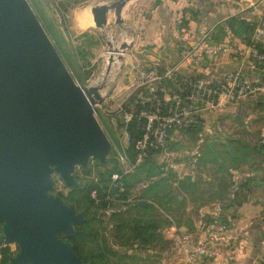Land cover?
Wrapping results in <instances>:
<instances>
[{
    "label": "water",
    "instance_id": "95a60500",
    "mask_svg": "<svg viewBox=\"0 0 264 264\" xmlns=\"http://www.w3.org/2000/svg\"><path fill=\"white\" fill-rule=\"evenodd\" d=\"M134 1L92 7L95 28L105 33L113 12L122 27ZM132 47L123 43L118 61ZM107 88L77 83L28 0H0V245L19 248L10 264H85L67 239L86 216L53 191L55 177L71 189L78 169L107 163L94 109Z\"/></svg>",
    "mask_w": 264,
    "mask_h": 264
},
{
    "label": "rangeland",
    "instance_id": "374dc122",
    "mask_svg": "<svg viewBox=\"0 0 264 264\" xmlns=\"http://www.w3.org/2000/svg\"><path fill=\"white\" fill-rule=\"evenodd\" d=\"M28 1L60 55L63 54L65 57V59L62 58L72 76L82 87L92 85L102 76L106 67V57L113 53V49L109 51L107 41L113 43L114 50L118 51L123 43L134 45L135 38L140 32L139 23L142 21V11L138 10L140 6L133 11L132 15H129L126 24L124 23L122 27L115 25V15L113 18V14H110L109 25L105 33L102 34L95 28L96 30L94 29L91 34L76 30L70 14L72 9L78 6H93L96 3L105 2L104 0ZM116 1L118 0H113V2ZM136 5H140V2ZM62 6L68 8L65 20ZM143 9H145L143 13L147 15L149 8ZM85 33L99 36L100 46L92 48L91 56H87L86 60L73 59L72 52L81 46L80 38ZM101 35H104L106 39H103ZM136 58L137 54L132 50L124 54L120 70L111 74L110 79L105 78L104 81L108 83V88L102 91L103 100L94 108L96 118L111 142L112 153L109 159L112 160H115V150L124 148L121 144L122 125L117 108L125 104L127 96L130 95L123 91V87L129 83L133 69L137 68L136 62L139 58ZM255 99L253 101L255 107L247 119L240 122L238 133L232 121L227 119L228 121L224 122L225 117L215 114L207 116L198 129L176 134L170 152L174 154L173 157L172 155H159L137 171L133 177L129 204L126 206H114V208L97 212L89 208L88 212L84 210L86 206L83 199V188L88 182L98 179L97 176L100 173L98 161L92 160L85 172L82 169L77 170L78 188L75 190L67 188L59 177H55L56 187L53 194H63L66 200L78 205V212L85 211L86 216L93 218L85 232L83 247L78 249L82 257L90 264H181L184 257L178 247L176 235L172 233L174 227L178 228L177 234L189 233L195 241L206 239L207 242L221 249L227 241L239 246L247 245L246 240H230L227 235L229 229L223 236L215 235L209 238L205 235L203 230L210 219V213L215 216L218 211L216 213L211 211L210 198L197 205L195 199L183 195V189L187 187L195 190L197 183L199 186L203 182L209 183L212 174L217 175L220 172L232 170L233 175V172L237 171L243 162L244 151H250L249 147L256 146L254 141L257 139V131L252 127L251 121H259L261 118L264 121V108L260 109L255 105L263 98L256 97ZM241 133L247 135L253 142L247 141L246 138L244 142L239 140ZM233 153L236 158H228ZM220 182L222 187L227 185L223 178ZM197 190L200 189L197 188ZM206 196L208 197V194ZM76 200L80 201V204ZM204 209L210 210L209 216L203 214ZM171 220H174L175 224ZM137 224L150 226L149 235L140 236V232H133ZM259 232L261 242H264V225L260 226ZM127 240L130 242L124 244L123 242ZM121 247L127 250L125 255L108 251L109 248L116 251ZM6 253L15 257L19 250L16 245L0 249V261ZM201 264L225 263L219 260H204Z\"/></svg>",
    "mask_w": 264,
    "mask_h": 264
},
{
    "label": "crops",
    "instance_id": "0c3cea01",
    "mask_svg": "<svg viewBox=\"0 0 264 264\" xmlns=\"http://www.w3.org/2000/svg\"><path fill=\"white\" fill-rule=\"evenodd\" d=\"M104 1L93 6H78L72 9L70 18H72L74 28L80 32L93 34L95 25L91 8L101 3H113V0ZM137 2H140V5H136ZM138 6H140L138 10L142 11V21L139 23L140 32L137 34L131 50L137 54L136 59L139 58L136 66L142 69L157 67L164 70L173 67L179 62L186 50L195 47L206 36L210 37L213 33L221 37L222 43L244 48L247 46L245 37L235 36L228 28L227 23L237 18L248 24L264 21V0H136L131 2L123 12L122 18L125 24L129 15H132ZM143 8H149L147 15L143 13L145 10ZM76 11H79L83 17L79 24L74 17ZM85 12L88 15L82 16ZM111 14L114 18V12ZM220 27L224 31L221 35ZM254 32L255 29L250 35L251 38ZM240 68H242L240 59L234 55H227L203 70L192 72L183 70L182 73L191 72L202 78H210L237 72ZM246 73L250 77L255 76L248 70ZM255 100L252 98L245 103L227 108L216 114L219 117H225L224 122L232 121V125L238 133L240 122L242 123L243 120L247 119L249 113L251 114L255 107L253 106ZM255 105L257 108H264V99H260ZM220 123L223 124V122ZM251 125L257 131V139L264 137L263 118L259 121H251ZM243 135L244 133L239 135V140L247 139V141L253 142L247 135L244 137ZM257 139L254 141L255 145L259 140ZM249 149L250 151H244L245 160L242 159V164L237 168V171L233 172V175L232 170L220 172L217 175L212 174L209 183L203 182L200 186L197 183L195 190L187 187L183 189V195L195 199L197 205L210 198L211 211L218 212L214 216L210 210H202L203 214L209 216L210 213L211 215L207 225L220 218L226 219L230 222L227 233L229 239L246 240L247 245H240L245 254L233 264H262L264 261V242H261L259 234L260 226L264 225V154L256 149V146L254 148L249 147ZM228 158H236V155L233 153ZM221 178L226 180L227 185L224 187L221 186ZM171 221L175 224L174 220ZM177 229L176 227L172 229L174 235H177Z\"/></svg>",
    "mask_w": 264,
    "mask_h": 264
},
{
    "label": "built area",
    "instance_id": "2783aa9c",
    "mask_svg": "<svg viewBox=\"0 0 264 264\" xmlns=\"http://www.w3.org/2000/svg\"><path fill=\"white\" fill-rule=\"evenodd\" d=\"M227 55L240 59L239 71L210 78L191 73ZM183 70L191 72L183 74ZM246 70L255 76L250 77ZM123 91L130 94L125 104L117 108L122 125L121 144L125 149L115 150L120 174L112 175L114 183L134 175L152 157L163 154L173 157L170 152L174 136L200 126L207 116L252 98L264 99V21L258 23L251 43L244 48L211 42L206 36L201 43L186 50L173 67L134 68ZM129 99H134L132 104H128ZM134 124L141 133L136 140L130 132ZM260 143L264 146V137ZM131 144L135 148L133 158L128 154ZM229 227L230 222L220 218L206 225L203 233L211 238L225 234ZM176 241L184 257L181 264H201L204 260L231 264L245 254L239 245L230 241L221 249L206 239L195 241L189 233L177 234Z\"/></svg>",
    "mask_w": 264,
    "mask_h": 264
},
{
    "label": "trees",
    "instance_id": "16d2710c",
    "mask_svg": "<svg viewBox=\"0 0 264 264\" xmlns=\"http://www.w3.org/2000/svg\"><path fill=\"white\" fill-rule=\"evenodd\" d=\"M63 8V19L65 20V15L67 14V7L62 6ZM259 22H253L251 24L246 23L240 18L233 19L230 22L227 23V26L229 29H231L232 33L237 36V37H245L244 39L246 40L245 43L249 45L251 43V37L250 35L253 33L254 29H256L257 25ZM224 31L221 30L220 27V35ZM221 37L218 36L216 33H213V35L210 36V41L211 42H221ZM101 39L99 36H92L89 35V33H85L81 38H80V44L81 46L78 49H75V51L72 52L73 54V59L78 60V58L86 60L87 56H91V49L92 48H98L100 46ZM62 57L63 54H62ZM65 59V57H64ZM66 63L69 65V62L66 60ZM131 101V102H130ZM132 101L134 99L130 100L128 104H132ZM198 127H194L190 130L184 131V132H192ZM131 135L132 139L136 140L139 138L141 135L140 132H138L135 128V124L131 126ZM260 138L256 144V149H258L260 152L264 154V146L260 143L261 142ZM128 154L133 158L135 155V148L134 144H131L128 149ZM154 158L152 157L150 160L147 162L153 160ZM146 162V163H147ZM99 163V162H98ZM145 163V164H146ZM143 164L142 166H144ZM141 166V167H142ZM139 167L138 170L141 168ZM98 168L100 169V173H98V179H95L91 182H88L85 187L83 188L84 192V204L86 206V212H88L89 209L94 210V212L100 211V210H106L108 208H114V206H126L129 204V197H130V190L133 187V177L135 176H129V177H124L118 182H112L111 177L113 174H120V167L117 163L116 160H112L111 158L108 159L107 163L102 165L98 164ZM82 171H87V169H82ZM78 188V183L77 186L74 188H71L73 190ZM63 201L69 205V206H74L77 209V204L71 203L69 200H66L63 196ZM79 204L80 201L76 200ZM82 207L84 208L83 204ZM89 208V209H88ZM81 213H84L86 216L85 211H82ZM90 216H86L87 221L85 223L78 224L75 228V236L67 239L74 247L78 257L85 263V264H90L87 262L82 255L78 252V249L83 247V242L85 238V232L89 228L91 222L93 221V218ZM150 231V226H147L145 224H137L136 228L133 230V232H140V236H148ZM130 240L123 242L124 244L129 243ZM145 242V241H144ZM143 244V243H140ZM111 253L114 254H123L127 253V250L123 247L121 249H118L116 251H112V249H108ZM121 254V255H122ZM14 258L12 255H9V253L4 254L3 259L0 261V264H10L11 259Z\"/></svg>",
    "mask_w": 264,
    "mask_h": 264
},
{
    "label": "bare ground",
    "instance_id": "6f19581e",
    "mask_svg": "<svg viewBox=\"0 0 264 264\" xmlns=\"http://www.w3.org/2000/svg\"><path fill=\"white\" fill-rule=\"evenodd\" d=\"M82 16H85V15H82ZM81 18H83V17H81ZM85 18V17H84ZM83 22V21H82ZM84 22H85V20H84ZM84 27H86V26H84ZM122 54H120V55H118V54H116V51L114 50V48H113V53H110V54H108V56L106 57V67H105V70H104V72H103V74H102V76L97 80V81H95L93 84H92V86H94V87H99V86H101L102 84H104V83H107L106 81H104L105 80V78H109L110 79V76H111V74H113V73H115V72H117L118 70H120V67H121V61H118V58H119V56H121ZM113 58V64L110 66L109 65V59L110 58ZM110 66V70H108V67ZM112 78V77H111ZM108 79V80H109Z\"/></svg>",
    "mask_w": 264,
    "mask_h": 264
},
{
    "label": "clouds",
    "instance_id": "9594fccd",
    "mask_svg": "<svg viewBox=\"0 0 264 264\" xmlns=\"http://www.w3.org/2000/svg\"><path fill=\"white\" fill-rule=\"evenodd\" d=\"M84 15L87 16L88 13L85 12ZM74 17H75L77 23L79 24V22H80V20H81V14L79 13V11L74 12Z\"/></svg>",
    "mask_w": 264,
    "mask_h": 264
},
{
    "label": "flooded vegetation",
    "instance_id": "af4514ba",
    "mask_svg": "<svg viewBox=\"0 0 264 264\" xmlns=\"http://www.w3.org/2000/svg\"><path fill=\"white\" fill-rule=\"evenodd\" d=\"M1 237H2V233H0V241H1ZM2 248H4V247L0 245V249H2ZM17 248H18V246H17ZM18 250H19V248H18Z\"/></svg>",
    "mask_w": 264,
    "mask_h": 264
}]
</instances>
